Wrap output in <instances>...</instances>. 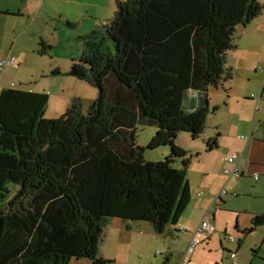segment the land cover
<instances>
[{"label": "trees", "instance_id": "obj_1", "mask_svg": "<svg viewBox=\"0 0 264 264\" xmlns=\"http://www.w3.org/2000/svg\"><path fill=\"white\" fill-rule=\"evenodd\" d=\"M261 12L258 0H118L65 73L96 88V98L85 108L75 96L54 118L40 111L31 130L0 122V264H109L98 254L108 219L150 222L157 234L174 225L190 202L192 158L177 134L204 133L218 108L209 88L232 77L234 34ZM51 50L39 41V54ZM146 124L156 132L142 146L136 130ZM215 145L207 139L206 151ZM159 146L168 154L146 160L144 150ZM250 223L263 225L264 211Z\"/></svg>", "mask_w": 264, "mask_h": 264}, {"label": "rangeland", "instance_id": "obj_2", "mask_svg": "<svg viewBox=\"0 0 264 264\" xmlns=\"http://www.w3.org/2000/svg\"><path fill=\"white\" fill-rule=\"evenodd\" d=\"M117 1L118 0H75L76 3L72 4L62 2V11L64 14H69L71 20H76L74 28H62V48L56 47L54 51L50 52L51 55H54L53 61H57L61 66L63 74L69 70L72 59L80 55L79 45H83L85 36L92 31H96L98 33L97 36H101L100 32L104 30L103 23L113 18ZM22 2H26V0ZM18 3H20V0H18ZM261 4L263 6L262 2ZM63 18L64 17H62V19ZM55 22L56 21H53L51 26H53ZM62 25L65 27L63 23ZM33 26L36 27L37 25L34 24ZM43 28L44 26L42 30ZM45 30H47V28H45ZM64 32H68V38L67 34H64ZM54 33L57 38L58 31H54ZM233 43L235 44V48L228 51L226 62V66L231 69L232 77L224 80L222 85L217 88H209L210 97L212 96L210 98V106L221 108L224 105L223 102H226L227 105L230 92L231 94L235 93L241 97V95L248 92L250 88H257L252 101L245 100L243 97L237 100L234 98L235 96H231L229 100V109L231 113H236L241 111L245 105H253L254 114L255 110L262 112L264 98L258 99V93L262 84H264V76L260 83L261 76L254 71L258 68V71L264 75L262 71L264 69V41L260 43L255 40L247 42L246 36L238 29L237 33L234 34ZM48 58L50 59L49 55L45 57L41 56L36 59L31 57L27 63H23L22 66L24 68L18 75L29 78L33 76V74L31 76L30 73L35 71L34 74L37 77L41 76L42 72L47 70L45 69L46 67L40 69V67L34 63H42L44 60H48ZM31 60H35V62L31 63ZM15 68L11 69L14 74L16 72ZM51 74H54L53 71H51ZM63 74L55 78L56 80L62 79V85L60 86L62 90V113L66 110L65 106L74 96H80L86 108L89 103L96 98V88L84 81ZM248 74H251V80L249 76H247ZM262 89H264V87ZM64 98L67 101L66 105H64ZM46 115H52L51 104ZM216 115L213 116L212 114L209 117V121L213 120L218 122L222 115L223 120L226 119L224 128H230V117H228L227 111L225 112L224 110L219 112L217 117ZM237 115L238 114L234 116ZM223 130L222 136L226 137L227 131L225 129ZM155 132L156 127L153 125H138L136 130V143L142 146L146 145ZM245 135L249 134L245 133ZM202 137L203 135H200L198 138H192L187 132H179L175 142L188 153L193 154L192 150H194L196 146L205 147V141L202 140ZM221 140H223V138ZM195 150L194 152H197ZM168 152V146H159L154 149H145L144 157L146 160L158 161L162 160ZM208 154L211 155V159L217 158L214 152H209ZM205 155L206 154H203L201 156L200 154L197 157H208ZM244 180L245 186L242 189L244 191H242L236 199L232 195L226 197L229 206L231 204L233 208L226 206L225 203L223 205V212L215 211L216 215H218V225H216L214 221H211L216 226L215 233L209 239L201 232L196 235L195 239L198 243L194 253L191 255L185 256L186 248L191 240L185 241V237L188 236V233L176 231L174 236L167 235L166 232L157 234L150 222L140 221L135 222L132 229L127 232L126 235H119V227L114 223L116 220L115 218L108 219L103 227L98 254L101 257H111L113 262L109 264H164L165 257H170V264H206L207 260H210L211 257H223V262L220 261L219 258L218 264H227L231 261L226 251L229 250L236 251L237 264H264V224L255 227L250 224L251 214L259 212L257 210L260 209V212L264 211V207L259 208L258 205V203L263 201L264 195L252 193L259 192V190L264 191V184L252 191V189H254L255 180L251 177L245 178ZM225 189L229 191L228 187H225ZM191 203L192 201L181 213V217L175 225L177 230H179L180 226H185L189 232L193 233L199 225L198 223L201 220L202 214H199ZM235 225H237L239 229H237ZM224 228L227 229L226 237L221 233ZM228 235L234 236V242H229L227 240ZM239 238L241 239V243L239 248H237ZM220 240L222 241V245H220ZM254 250H256V252H254ZM69 264H91V262L86 258H74Z\"/></svg>", "mask_w": 264, "mask_h": 264}, {"label": "crops", "instance_id": "obj_3", "mask_svg": "<svg viewBox=\"0 0 264 264\" xmlns=\"http://www.w3.org/2000/svg\"><path fill=\"white\" fill-rule=\"evenodd\" d=\"M22 1L23 0H20V3H18V0H0V60L10 57H14L15 59L13 64H7L6 66L0 68V122L9 119L15 129L27 131L31 130L33 127L34 121L40 111L43 112L44 116L53 118L62 114V90L60 87L62 85V79L56 80L55 78L62 76L63 73L59 63L55 60L53 61L54 55H51V53L48 54L50 59L48 58V60L46 59L42 63H34L35 65H38L40 69H44L46 67L45 69L47 70H44L41 76L37 77L34 74L35 71L30 73V75L32 76L33 74V76L29 78L19 76L18 73L23 70V63H27L31 57L36 59L41 56H48L41 55L37 52L40 40L50 44L52 46L51 51H54L56 47L62 48V28H70L66 26L64 21L69 20L72 22L75 21L76 23V20H71L69 14H64L62 11V2H66L68 4L76 2L75 0ZM258 1L263 3L261 14L252 19L249 23L239 25L237 28V30L240 29L241 33L246 36L247 42L255 40L260 43L264 41V0ZM62 17H64V20ZM53 21L56 22L53 23V26H51ZM62 23L65 27H63ZM34 24L37 26H33ZM43 26L44 28L42 30ZM45 28H47V30H45ZM54 31H58L57 38L55 37L56 34ZM64 34H67L68 38V32H64ZM79 47L81 53L84 46L79 45ZM33 62H35V60H31V63ZM13 68L16 69L15 74L11 70ZM54 70H59L60 73L51 74V71ZM262 71L264 72V69ZM254 72L260 74L261 83L264 75L258 71V68H256ZM250 75L251 74H248L247 76H249L251 80ZM263 87L264 84H262V87L259 90L258 99L264 98V92H262ZM256 90L257 88H250L249 91L242 94L241 97L235 93L231 94L230 92L229 100L231 96H235L234 98L237 100L242 99L243 97L245 100L252 101ZM229 100H227V105L226 102H223L224 105L221 108L219 107L217 112L215 111L212 114L215 116L216 114L219 115V112L224 110L225 112L227 111L228 117H230V128H224L226 119L223 120L222 115L218 122L213 120L209 121V117L212 115L210 114L207 119L204 133L202 134V140L206 141L209 138H214L216 145L209 151H206L204 146H196L194 150L196 149L195 151L197 152L192 150L193 154H191L193 157L191 158L187 171V183L190 189V202L192 201L191 204L194 205L196 211L199 214H202L199 223L201 221H207L213 227V231L211 233H203L208 237V239L216 231L215 224L218 225V215H216L215 211L223 212V205L225 203L226 206H229L228 199L226 198L227 196L232 195L236 199L240 193L244 191L242 189L245 186V178H253L252 174L255 172L258 173V178H253V180H255V184L252 191L258 186L264 184V105L263 111L258 112V110H255V114L253 113V105H245L241 111L231 113L229 109ZM63 101L64 105H66L67 101L65 98ZM69 103L65 106V109ZM50 104L52 115L47 116L46 112L50 108ZM236 114L238 115L234 116ZM223 129L227 131L226 137L222 136L224 131ZM245 133L250 135L248 140L238 137L239 135H245ZM222 138L223 140H221ZM234 151H238L242 155L241 159H239L237 163V167L242 171V175L239 178L229 177L224 173L225 168L233 167V164L225 160V156ZM209 152H214L217 155V158L211 159V155L208 154ZM200 154L201 156L206 154L205 156L208 157H197ZM225 187H228L229 191H227V188L225 189ZM222 190H225L226 193L224 195H220L223 202L221 207L218 208V205H216L215 202L218 204L219 197L217 196ZM252 193L256 195H264V191L260 190L259 192ZM258 205L259 208H263L264 199L258 203ZM229 207H231V204ZM257 211L260 212L261 209ZM180 217L181 214L178 217L177 222ZM115 219L114 223L115 225H118L117 227H119V235H126L136 222H128L119 218ZM211 221H214L215 224ZM176 223L174 225L168 224L165 230L167 235L174 236L176 231H180L176 229ZM172 228L175 230L171 231ZM223 231H227V229L224 228ZM180 232L188 233V236L185 237V241H189L192 237L195 238L199 233L194 234V232H189L186 227L184 231ZM221 242L222 241L220 240V243ZM103 258L111 259L109 256ZM219 258L220 261L223 262V257H211L210 260H207L206 264H218ZM236 258L237 257H235V260ZM230 260L232 259L230 258ZM164 262L165 264H170V257H165Z\"/></svg>", "mask_w": 264, "mask_h": 264}, {"label": "built area", "instance_id": "obj_4", "mask_svg": "<svg viewBox=\"0 0 264 264\" xmlns=\"http://www.w3.org/2000/svg\"><path fill=\"white\" fill-rule=\"evenodd\" d=\"M15 59L14 57H10V58H6V59H1L0 60V68L6 66L7 64H12L14 63ZM241 139H245L248 140L250 138V135H239L238 136ZM242 155L240 152L238 151H234L230 154H227L225 156V160L231 164H233L232 168H225L224 169V173L229 176V177H233V178H239L242 175V171L237 167V163L239 161V159H241ZM254 179L258 178V173H253L252 176ZM222 193H225V190L221 191ZM216 201V200H215ZM180 231H184L185 230V226H181L179 227ZM213 231V227L210 225V223H208L207 221H201L199 223V225L196 227L194 234L201 232L204 234H209ZM234 236L233 235H228L227 240L230 242L234 241ZM197 240L192 237L190 240V243L188 244L186 251H185V256L191 255L194 252V249L197 245ZM229 257L232 259L230 263L227 264H237L235 257H236V252L235 251H230L229 253ZM186 258V257H184Z\"/></svg>", "mask_w": 264, "mask_h": 264}]
</instances>
